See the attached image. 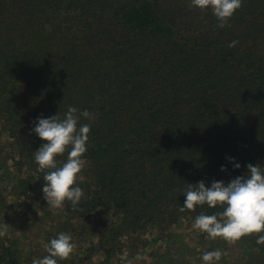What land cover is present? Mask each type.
Listing matches in <instances>:
<instances>
[{"label": "trees", "instance_id": "trees-1", "mask_svg": "<svg viewBox=\"0 0 264 264\" xmlns=\"http://www.w3.org/2000/svg\"><path fill=\"white\" fill-rule=\"evenodd\" d=\"M229 23L190 0H0V133L27 162L18 182L43 188L31 129L73 106L96 119L81 118L86 198L63 209L98 246L222 211L178 209L188 184L264 167V0ZM237 243L242 264H264L255 235ZM4 244L0 264H20Z\"/></svg>", "mask_w": 264, "mask_h": 264}, {"label": "clouds", "instance_id": "clouds-1", "mask_svg": "<svg viewBox=\"0 0 264 264\" xmlns=\"http://www.w3.org/2000/svg\"><path fill=\"white\" fill-rule=\"evenodd\" d=\"M243 0H190V6L201 11L210 10L217 19V27L230 26V20L242 8ZM233 40L228 46L236 47ZM81 118L94 121L96 116L88 110L69 106L63 118L54 115L41 117L31 129L44 143L33 153L38 171L43 173L45 184L42 188L48 207L62 209L68 202L73 210H81L80 204L86 198L79 186L85 169V154L88 150L90 123L81 124ZM64 157L63 160L60 158ZM235 168H240L236 163ZM224 167L221 171H225ZM183 195L186 197L179 212L196 211L205 205L222 209L212 215L201 213L195 217L192 227L207 237L223 239L234 245L246 236H256V243L264 245V167L247 165V174L230 180L227 184L213 181L210 187L204 181L188 184ZM8 224L0 225V238L7 236ZM69 233L61 232L46 245L47 255L33 259L32 264H58L70 260L75 251ZM226 252L206 251L202 254L204 264H218ZM135 259H144L136 257ZM124 264H133L126 255L120 257Z\"/></svg>", "mask_w": 264, "mask_h": 264}, {"label": "rangeland", "instance_id": "rangeland-1", "mask_svg": "<svg viewBox=\"0 0 264 264\" xmlns=\"http://www.w3.org/2000/svg\"><path fill=\"white\" fill-rule=\"evenodd\" d=\"M9 141L0 133V225L8 224V234L0 238V244L12 243L20 264H32L33 259L46 256V245L61 232L71 234L75 251L70 260L58 264H124L120 260L123 255L133 264H204L202 254L217 249L227 253L218 264H242L239 243L229 245L223 239L202 235L192 227L190 218L168 227H148L142 236H122L98 246L99 237L81 230L80 221L70 219L63 208L48 207L41 188L18 182L26 176L27 162L19 161Z\"/></svg>", "mask_w": 264, "mask_h": 264}, {"label": "built area", "instance_id": "built-area-1", "mask_svg": "<svg viewBox=\"0 0 264 264\" xmlns=\"http://www.w3.org/2000/svg\"><path fill=\"white\" fill-rule=\"evenodd\" d=\"M1 264H3V263H1Z\"/></svg>", "mask_w": 264, "mask_h": 264}]
</instances>
